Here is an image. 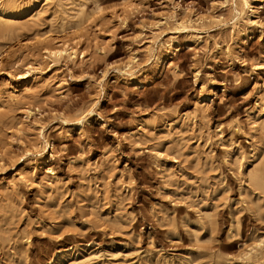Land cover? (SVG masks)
<instances>
[{
  "label": "rangeland",
  "instance_id": "1",
  "mask_svg": "<svg viewBox=\"0 0 264 264\" xmlns=\"http://www.w3.org/2000/svg\"><path fill=\"white\" fill-rule=\"evenodd\" d=\"M10 2L0 264H264V0Z\"/></svg>",
  "mask_w": 264,
  "mask_h": 264
},
{
  "label": "bare ground",
  "instance_id": "2",
  "mask_svg": "<svg viewBox=\"0 0 264 264\" xmlns=\"http://www.w3.org/2000/svg\"><path fill=\"white\" fill-rule=\"evenodd\" d=\"M10 1H9V3H6L5 2V3H1L0 4V35L3 32L6 33L5 29H7V28H12V27L14 28V25L15 24L13 25V23L17 22L18 19L21 17V12L19 11V7H17L15 5V3L10 2ZM39 1H40V3H44V4H49V3L50 4H53V3H55V4L59 5V6H62L63 5V2H64V0H39ZM258 2H259V0H235V2L232 3V6L234 7L233 10L235 12V17L237 18V21H239L238 19L240 17H244L246 15L247 16V19H248V22L251 25H257V26L260 25V26H262L261 25V22L259 20H256L258 18V16H257V6H256ZM35 16H37V15H35ZM254 18H256V19L254 20ZM237 21H236V23H237ZM235 24H234V26H235ZM186 29H187L186 27H183L182 30H186ZM9 31H11V30L9 29ZM261 32H263V31H261ZM7 33H9V32H7ZM76 47H77V45H76ZM76 47H75V45L73 46V45H70V44L65 43V44H63L61 46H58V47L56 46V47H52V48L45 49V50L47 52V58L51 60V62H52L53 65H56V64L59 63V61L62 58L63 59L64 58H68V59H74V58H76V56H77V49H76ZM157 62H161V59L158 58L157 59ZM38 73H41V71L33 68L32 66H29L26 69H24V71H23L22 74H20V75L17 74L18 77H19V79L21 81L20 82L14 81L13 83H11V85H10V90L11 91L9 90L10 91V93H9L10 94V97L11 98H13V97L15 98L17 96V90L20 89V88H22V89L23 88L24 89H30L32 86H34L37 83L45 80V77H42V76L38 75ZM0 107H1V104H0ZM89 114L91 115V113H89ZM84 120H85V117L83 115V117H81L80 120H78L79 121V127L82 126ZM263 122L261 124V130H263V132H264V123ZM261 155H263V153ZM259 161H260V159L257 162H259ZM256 164H254V166ZM260 165L261 164H259L258 166H260ZM258 166H255V167H258ZM248 176L250 177V179H249L250 182L252 184H254V186L256 185L257 186L256 187L257 189L260 188V189H263L264 190V163L260 167H258V169L254 170L253 172H250V174L248 173ZM259 191H261V190H259ZM249 258H250V256H249Z\"/></svg>",
  "mask_w": 264,
  "mask_h": 264
}]
</instances>
